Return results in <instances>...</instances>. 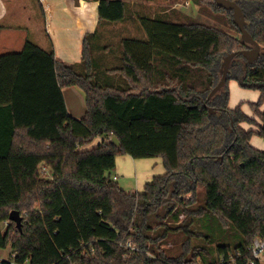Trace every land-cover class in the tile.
<instances>
[{"label":"trees","instance_id":"trees-1","mask_svg":"<svg viewBox=\"0 0 264 264\" xmlns=\"http://www.w3.org/2000/svg\"><path fill=\"white\" fill-rule=\"evenodd\" d=\"M234 1L264 46V0ZM93 2L101 20H124L126 1ZM207 6L198 13L211 10L217 22L226 13L240 32L233 9L215 0ZM139 20L146 39L122 41L119 70L131 82L127 91L95 82L89 34L83 75L53 47L31 40L0 55V222L14 210L26 222L23 230L10 219L5 231L0 227V248L11 245L13 253L1 264H198L199 258L250 264L254 258L253 240L264 237V150L251 143L255 134L264 138V52L249 62L242 51L254 46L242 36L178 11ZM233 52L226 84L209 99ZM232 80L261 92L249 103L253 115L241 104L229 106ZM71 86L86 93L81 119L67 110L63 89ZM124 155L159 157L165 172L143 191H128L116 175ZM217 223L233 224L241 241L217 244L215 255L191 252L193 239L213 241ZM179 232L186 238L174 256L163 246ZM129 241L140 251L122 246Z\"/></svg>","mask_w":264,"mask_h":264},{"label":"rangeland","instance_id":"rangeland-1","mask_svg":"<svg viewBox=\"0 0 264 264\" xmlns=\"http://www.w3.org/2000/svg\"><path fill=\"white\" fill-rule=\"evenodd\" d=\"M126 1L127 8L125 18L121 22L112 23L101 20L95 3L93 0H70L72 8L81 16L86 18L89 23L90 33L89 41L92 47V58L95 68V82L101 86L109 89H114L117 91H127L131 88L130 81L119 71L123 64V47L122 41L124 39H135V40H145L146 32L142 25L140 24L141 17H158L162 15V12L170 10L168 14H173V12H180L186 16L198 18L199 20L209 23L213 26L218 27L227 34L241 39V33L232 27L230 23V17L228 14L223 13L219 15L220 21L217 22L215 18L211 16V10H205L204 12L208 15H200L198 13L202 7L207 6L211 0H192L190 5H186V0H124ZM133 1V2H132ZM201 2V3H200ZM182 4L184 8H177L173 10L172 7ZM202 7L200 8V5ZM212 4V2H211ZM21 5H26L30 11L33 18L37 19L39 14V4L37 0H10L8 7L18 8ZM6 8V10L8 9ZM211 8L212 5H210ZM181 9V10H179ZM134 11H138L137 17ZM202 11V10H201ZM33 34L36 37L39 34L37 30H33ZM41 36V35H40ZM48 40H46V43ZM36 43V42H35ZM39 43V44H38ZM39 46H44V49L50 50V43L47 46L45 43L38 42ZM262 51L264 52V46L261 45ZM43 48V47H42ZM75 70L79 74H85V65L73 64ZM230 88V98L229 106L236 107L241 104L242 108L246 110L247 113L251 114L249 102H257L260 98L261 92L256 89H247L236 81L232 80L229 83ZM247 100V101H246ZM264 110V104H263ZM161 166L162 164L159 163ZM119 175V174H118ZM119 183L124 188H134L135 176H122L119 175ZM38 205V204H37ZM36 205V206H37ZM24 216H27L26 211L23 212ZM180 220L184 219V215L179 216ZM22 230L25 227L26 222L23 220ZM9 219H5L0 222V227L2 231H5L9 226ZM16 223H12L15 227ZM213 241H207L204 238L193 239L191 245V252L195 250L196 252L202 250H209L211 254H216V245L219 243L228 244L234 246L239 243L242 239L241 233L234 227L233 224L228 226H221L219 223L213 224ZM16 231H11V235H15ZM186 236L179 232L172 236L171 242L165 244L163 247L169 249L170 254L178 255L181 251V242L184 241ZM0 257L11 258L13 257L11 245L6 248H0ZM198 264H202V259H197ZM260 261L264 264V253L260 257Z\"/></svg>","mask_w":264,"mask_h":264},{"label":"crops","instance_id":"crops-1","mask_svg":"<svg viewBox=\"0 0 264 264\" xmlns=\"http://www.w3.org/2000/svg\"><path fill=\"white\" fill-rule=\"evenodd\" d=\"M37 2L39 14L35 19L26 5L18 6V8L8 7L10 0H0V55L20 51L25 42L31 40L36 43H45L47 46L49 42L58 57L67 64L83 63L82 46L86 35L90 33L86 18L72 8L70 0H37ZM177 8H184V6L172 7V9ZM169 11L166 10L162 14ZM134 13L137 17L138 11ZM34 29L41 36L36 37L33 34ZM146 37L147 35L144 38ZM46 40H48L47 43ZM41 47L44 48V46ZM63 95L68 112L75 118H83L87 111L86 93L78 86H71L63 89ZM249 115H253L252 110ZM257 120L261 123L258 118ZM242 126L247 130H257V127L251 124L243 123ZM111 140L118 143L115 137ZM100 141L101 138H97L88 148L96 146ZM251 143L256 148L264 150V138L259 135L255 134ZM159 163L162 165L160 166ZM164 172L163 161L159 157L146 159H134L129 155L117 157L118 178L120 179L119 175L135 176L134 188H125L128 191H143L147 182L151 181L155 175ZM260 263L263 264L261 261Z\"/></svg>","mask_w":264,"mask_h":264},{"label":"water","instance_id":"water-1","mask_svg":"<svg viewBox=\"0 0 264 264\" xmlns=\"http://www.w3.org/2000/svg\"><path fill=\"white\" fill-rule=\"evenodd\" d=\"M217 5L221 8L225 9H233L234 13V23L239 27L242 39L253 45L254 47L251 49H246L242 51V54L247 58L249 62L255 61L260 55L262 51L261 45L254 39V37L250 34V32L247 30L245 26V17L243 10L239 6V4L234 0H215ZM237 55V52H233L229 54L223 62V70H222V77L220 81L217 83V85L212 89V91L209 94V99H211L219 90L222 89V87L226 84L228 80V74L229 69L231 66V62L234 59V57ZM211 112H214V109H210ZM9 219L16 223V226L19 229H22L23 225V216L20 214L19 211H12L10 213Z\"/></svg>","mask_w":264,"mask_h":264},{"label":"built area","instance_id":"built-area-1","mask_svg":"<svg viewBox=\"0 0 264 264\" xmlns=\"http://www.w3.org/2000/svg\"><path fill=\"white\" fill-rule=\"evenodd\" d=\"M186 5H190V1H186L185 2ZM177 5V6H181ZM43 170L46 171V169L43 167ZM115 179H117V177H114ZM122 246H126L127 248L131 249L132 251H140V249L137 246L132 245V241L127 242L126 244H123ZM250 251L253 255V259L250 261V264H255L256 260L260 261V257L261 255L264 253V237H256L253 240V243L250 247ZM148 256L153 258V255L150 252H147ZM5 258L0 257V264L2 263V261H4ZM11 264H18L15 261H12ZM76 264V263H73Z\"/></svg>","mask_w":264,"mask_h":264}]
</instances>
